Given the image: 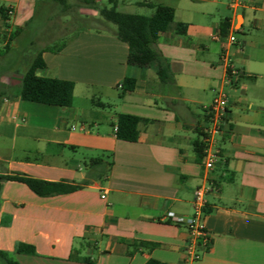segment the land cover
<instances>
[{
  "label": "crops",
  "instance_id": "0c3cea01",
  "mask_svg": "<svg viewBox=\"0 0 264 264\" xmlns=\"http://www.w3.org/2000/svg\"><path fill=\"white\" fill-rule=\"evenodd\" d=\"M166 1L117 0V9L136 13L150 8L139 3ZM172 1L167 5L174 7L175 18L155 43L169 63V83L160 81L155 66H130L129 46L116 27L98 9L73 0L85 20L94 17L99 26L83 21L86 27L74 26L67 37L54 34L49 43L67 44L59 52L44 50L46 66L36 71L74 81L72 105L8 95L0 102V175L24 173L77 184L91 172L88 185L50 196L19 181H3L0 251L10 258L20 264H264V0L234 6L231 0ZM54 10L47 0H0V59L11 67L1 83L8 91L19 88L36 56L32 48L47 46L36 47L35 38L53 25ZM226 20L228 34L238 40L232 62L241 71L232 85L225 84L220 61L223 41L212 37L221 34ZM179 22L187 24L185 34L177 32ZM17 28L23 31L2 54ZM26 51L30 56L21 71ZM127 75L136 86L122 94ZM219 91L228 95V113L218 136L221 157L208 171L194 143L203 139L205 107ZM121 113L149 120L140 125L137 141L117 137ZM92 158L103 161L90 166ZM211 179L219 188L205 196L212 243L188 263V230L166 216H191L195 189ZM20 243L34 253L17 252ZM0 264H5L2 257Z\"/></svg>",
  "mask_w": 264,
  "mask_h": 264
},
{
  "label": "trees",
  "instance_id": "16d2710c",
  "mask_svg": "<svg viewBox=\"0 0 264 264\" xmlns=\"http://www.w3.org/2000/svg\"><path fill=\"white\" fill-rule=\"evenodd\" d=\"M57 5L61 12L69 13L73 8L69 0H47ZM81 4L90 5L98 9L100 16L106 21L116 25V35L119 39L126 42L129 46L128 64L130 66L150 67L155 66L158 77L162 83H169L172 80V73L169 63L155 48L160 32L165 31L169 24L175 18V9L173 6L163 3H139L143 6H148L154 10L151 15L138 13H126L117 9V0H109L110 6H100L93 0H80ZM5 13V11H4ZM3 13V17L7 20V15ZM80 25V23H79ZM8 26V24H6ZM86 25L79 27L85 28ZM229 21H224L221 24V35H228ZM187 24L179 22L177 32L185 34ZM23 28H17L11 33L9 42L6 44L2 54L5 53L11 46V42L21 34ZM67 40H59L47 44L43 49H40L34 57L32 63L25 70L21 79L20 86L15 91H8L0 88V102L5 96H18L21 99L42 102L46 104L58 106H71L74 99L75 82L60 78L42 77L37 75L36 71L46 66L42 57L44 50L54 52L61 51ZM5 74L0 68V80ZM136 86V80L132 76L127 75L121 84L122 94L133 91ZM149 120L142 117L121 113L116 121V135L119 139L135 142L139 139L140 125L147 123ZM195 151L199 158L203 157V141H195ZM103 161L102 158H92L89 161L90 166H95ZM113 162L111 161L110 164ZM91 172L86 180L81 183H68L64 181H47L36 177L29 176L24 173H11L0 175V193L2 190L3 181L14 180L26 184L33 192L40 196H50L62 193H68L78 190L90 183ZM142 246L153 248L156 246L154 242H140ZM17 252L33 254L34 248L30 245L20 243L16 248ZM0 257L4 258L5 264H20L18 261L10 258L7 253L0 251ZM83 261H89L86 258ZM148 264H166L157 260H150Z\"/></svg>",
  "mask_w": 264,
  "mask_h": 264
},
{
  "label": "built area",
  "instance_id": "2783aa9c",
  "mask_svg": "<svg viewBox=\"0 0 264 264\" xmlns=\"http://www.w3.org/2000/svg\"><path fill=\"white\" fill-rule=\"evenodd\" d=\"M239 2L240 0H231L233 6ZM212 37L223 41L220 61L226 70L225 84L232 85L241 75V71L233 64L231 55L232 46L238 42L237 37L234 33H229L225 37H222L221 34H214ZM228 103L229 98L226 92L219 91L212 103L205 107L208 112V125L204 129L202 141L204 143L203 160L208 171L215 169L216 163L221 157L218 136L222 133L223 125L227 119ZM115 130H117V127H115ZM218 189V185L213 179L197 187L193 198L194 213L191 216L177 215L174 212L167 213V219L184 226L188 230L189 237L184 248L188 263L198 260L202 252L211 246V235L205 223V196L209 193L218 192Z\"/></svg>",
  "mask_w": 264,
  "mask_h": 264
},
{
  "label": "rangeland",
  "instance_id": "374dc122",
  "mask_svg": "<svg viewBox=\"0 0 264 264\" xmlns=\"http://www.w3.org/2000/svg\"><path fill=\"white\" fill-rule=\"evenodd\" d=\"M72 4H75L72 0ZM166 4H173L172 0H168L166 1ZM55 5V10L52 11V13H50V18L51 20L54 22L52 26L44 29V31H42L41 34H39L35 39H36V47L37 46H43L45 44H49V42H51L53 39L52 37L54 36V34L56 36H59L60 38H64L69 36V34L72 33V30H74L76 27L74 26H84L86 25L85 23H83V21L88 22L90 25L92 26H99V23L94 20V17H90V19L87 21L85 20L84 16L82 15V13L79 12V8L76 7V5H74V7L71 9V11L67 14H65L64 12H61L59 10V8L57 7L56 4ZM101 6H110L109 0H102L100 2ZM136 13L138 14H144V15H151L153 13V10L150 8H136ZM86 17V16H85ZM97 17V16H96ZM99 17V16H98ZM99 21H101V19L99 18ZM80 23V25H79ZM111 27L115 28V24H113L112 22H107ZM52 34L51 36H49L48 34ZM36 48H32V53H37ZM26 57L25 60H21L19 63V70H23V67H21L20 64L22 63H28V58L30 56V52L26 51ZM0 68L3 69V71L5 72V74L11 69V67L9 66L8 61H6L5 59H0ZM3 74V75H5ZM2 80V77H1ZM0 80V88L3 87V84L1 83ZM2 89V88H1Z\"/></svg>",
  "mask_w": 264,
  "mask_h": 264
}]
</instances>
